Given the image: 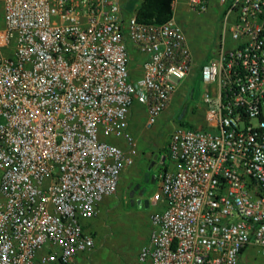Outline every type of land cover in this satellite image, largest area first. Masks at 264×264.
<instances>
[{
	"label": "built area",
	"instance_id": "1",
	"mask_svg": "<svg viewBox=\"0 0 264 264\" xmlns=\"http://www.w3.org/2000/svg\"><path fill=\"white\" fill-rule=\"evenodd\" d=\"M125 1L0 0V264L93 249L85 224L136 155L133 107L153 126L190 72L174 15L141 23ZM210 2L204 126L170 134L139 264H264V0H185L195 14Z\"/></svg>",
	"mask_w": 264,
	"mask_h": 264
},
{
	"label": "rangeland",
	"instance_id": "2",
	"mask_svg": "<svg viewBox=\"0 0 264 264\" xmlns=\"http://www.w3.org/2000/svg\"><path fill=\"white\" fill-rule=\"evenodd\" d=\"M140 0H131L129 13ZM173 15L182 27L192 54L189 74L180 84L170 107L151 127L145 126V111L135 105L129 117L136 155L121 174L115 193L102 202L98 215L86 230L94 238L91 251L80 254L70 264H139V250L147 241L153 207L149 196L157 187L158 175L172 167L166 158L170 134L178 126L202 128L204 111L200 104L204 84L201 68L213 57L221 27V7L210 2L207 11L195 14L185 0H175ZM2 13L0 8V28ZM133 75V73H132Z\"/></svg>",
	"mask_w": 264,
	"mask_h": 264
},
{
	"label": "trees",
	"instance_id": "3",
	"mask_svg": "<svg viewBox=\"0 0 264 264\" xmlns=\"http://www.w3.org/2000/svg\"><path fill=\"white\" fill-rule=\"evenodd\" d=\"M174 1L175 0H140L136 8V20L146 24L165 23L173 17Z\"/></svg>",
	"mask_w": 264,
	"mask_h": 264
},
{
	"label": "crops",
	"instance_id": "4",
	"mask_svg": "<svg viewBox=\"0 0 264 264\" xmlns=\"http://www.w3.org/2000/svg\"><path fill=\"white\" fill-rule=\"evenodd\" d=\"M131 0H126L125 3L123 4V7L125 10H127V7L129 5V2ZM139 4V3H138ZM138 63L139 62V56L137 54H135L134 52L131 53V64H130V71H131V74L133 73L132 77L136 78L139 76V71H138ZM176 95V94H175ZM175 98V97H174ZM173 98V100H174ZM172 100V102H173ZM172 104V103H171ZM156 190V189H155ZM154 190V191H155ZM150 197V196H149ZM89 224H85V226L87 227Z\"/></svg>",
	"mask_w": 264,
	"mask_h": 264
}]
</instances>
